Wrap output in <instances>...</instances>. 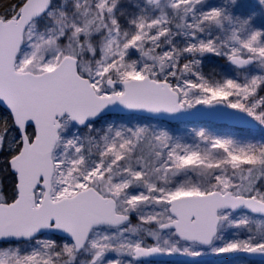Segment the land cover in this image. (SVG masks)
<instances>
[{"label":"snow or ice","instance_id":"1","mask_svg":"<svg viewBox=\"0 0 264 264\" xmlns=\"http://www.w3.org/2000/svg\"><path fill=\"white\" fill-rule=\"evenodd\" d=\"M134 7L0 0V264L264 255V138L124 118L203 106L264 130V0Z\"/></svg>","mask_w":264,"mask_h":264},{"label":"water","instance_id":"2","mask_svg":"<svg viewBox=\"0 0 264 264\" xmlns=\"http://www.w3.org/2000/svg\"><path fill=\"white\" fill-rule=\"evenodd\" d=\"M232 111V110H228ZM126 117V116H125ZM150 120L162 121L172 125H189L196 124L201 125L209 123L217 126H226L238 130H252L258 131L259 128H252L246 122L238 120L232 117H227L219 110L208 109L203 106H199L197 109L190 110V113L177 114L175 116H169L167 114H161L157 117H141ZM233 257H244L250 261H260L264 263V255L260 254H234ZM202 258H192L184 255H162L147 258L146 261L152 262H171V261H201Z\"/></svg>","mask_w":264,"mask_h":264},{"label":"rangeland","instance_id":"3","mask_svg":"<svg viewBox=\"0 0 264 264\" xmlns=\"http://www.w3.org/2000/svg\"><path fill=\"white\" fill-rule=\"evenodd\" d=\"M141 2L142 0H123V3L127 10L132 13L136 12L137 9L134 7V3ZM224 74L236 76V71L232 69L231 67L225 69ZM199 107V106H198ZM125 119L132 120L131 124H137L141 123V121L133 120V119H143L146 121H143V123H150L154 127H160L167 129L171 134L177 137L183 138L185 142H192L193 136L192 131L193 129L198 128H206L207 130L213 132L217 135H232L235 136L238 139H262L264 138V130L260 129L258 131H252V130H239L241 133H237L234 129L231 131V128L228 127H220V126H214L211 124H202V125H196V124H189V125H170L168 123L162 122V121H156V120H150L145 118H137V117H124ZM232 254H224L220 256H215L212 254H206L204 256H201L203 258H207L206 262L204 264H245V262L240 261L239 259L235 260L231 258Z\"/></svg>","mask_w":264,"mask_h":264},{"label":"trees","instance_id":"4","mask_svg":"<svg viewBox=\"0 0 264 264\" xmlns=\"http://www.w3.org/2000/svg\"><path fill=\"white\" fill-rule=\"evenodd\" d=\"M229 66L223 61V60H216V61H209L205 64L204 66V72L206 74H211V75H220L224 74L225 69H227ZM230 68V67H229ZM223 127L224 126H220ZM231 131L233 129H230ZM234 131V130H233ZM237 133H241L239 130H235Z\"/></svg>","mask_w":264,"mask_h":264},{"label":"flooded vegetation","instance_id":"5","mask_svg":"<svg viewBox=\"0 0 264 264\" xmlns=\"http://www.w3.org/2000/svg\"><path fill=\"white\" fill-rule=\"evenodd\" d=\"M234 254L231 255L232 259H239L242 262H245V264H264L263 262L260 261H250L245 259L244 257H233ZM197 258H202L203 260L201 261H171V262H150V261H145V264H204L207 260V258L203 257H197Z\"/></svg>","mask_w":264,"mask_h":264}]
</instances>
